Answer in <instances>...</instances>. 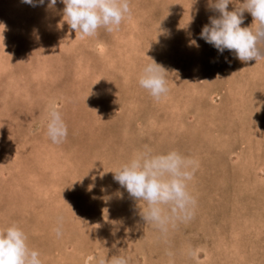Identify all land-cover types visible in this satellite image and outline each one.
I'll list each match as a JSON object with an SVG mask.
<instances>
[{"label": "rangeland", "instance_id": "374dc122", "mask_svg": "<svg viewBox=\"0 0 264 264\" xmlns=\"http://www.w3.org/2000/svg\"><path fill=\"white\" fill-rule=\"evenodd\" d=\"M46 4L0 0V227L18 225L41 264L113 255L129 264H264V56L241 62L200 39L217 15L205 0H130L117 30L84 39L56 27L59 0ZM150 58L169 71L159 98L137 83ZM52 110L67 127L58 144L46 135ZM144 146L191 162V217L164 231L144 224V202L113 179ZM105 219L123 221L115 236Z\"/></svg>", "mask_w": 264, "mask_h": 264}, {"label": "clouds", "instance_id": "9594fccd", "mask_svg": "<svg viewBox=\"0 0 264 264\" xmlns=\"http://www.w3.org/2000/svg\"><path fill=\"white\" fill-rule=\"evenodd\" d=\"M21 2L33 7L45 5V0ZM59 2L64 7L61 21L57 22L56 27L60 28L66 23L75 34L79 33L81 39L93 37L101 28L108 32L117 30L130 11V0H59ZM196 2L197 0H191L190 6ZM205 2L207 8L217 15L210 16L208 23L201 27L198 34L200 39L210 44L220 54L225 50L234 53L235 58L241 62L256 61L264 56V0H205ZM56 3L57 0H47L46 7L54 8ZM229 4L233 5L232 10H227ZM245 12L250 14L252 22L247 27H241ZM188 17L181 28L189 26L194 15L188 13ZM0 25H2L0 44H3L4 25ZM189 43L198 47L195 40ZM168 72L150 58V62L141 68L137 83L153 98H159L168 90ZM98 81L99 79L93 84ZM46 135L53 144L63 142L67 136V127L57 110L49 113ZM190 163L175 150L156 153L148 146H144L111 172L114 174V181L123 187L129 196L137 202H144V208L139 209V216L144 224L164 231L170 219L184 220L191 217V209L195 202L187 190V182L192 177ZM105 220L112 225L110 235L115 236L123 226V221ZM59 234L57 229V235ZM0 264H41L39 252L28 246L25 233L16 224L0 227ZM99 264H129V258L113 255L111 259L106 257L100 259Z\"/></svg>", "mask_w": 264, "mask_h": 264}, {"label": "bare ground", "instance_id": "6f19581e", "mask_svg": "<svg viewBox=\"0 0 264 264\" xmlns=\"http://www.w3.org/2000/svg\"><path fill=\"white\" fill-rule=\"evenodd\" d=\"M252 67V66H251ZM170 84V83H169ZM107 107V106H106ZM109 110V109H108ZM150 112V111H149ZM150 114V113H149ZM150 119H152V120H155V117H153V115L151 116L150 115V117H149ZM157 119V118H156ZM150 121V120H149ZM72 165V164H71ZM241 167V166H240ZM72 178V177H71ZM258 184V183H257ZM257 184H256V186H257ZM54 186V185H53ZM234 188V187H233ZM232 188V189H233ZM58 214H60V213H58ZM53 216V215H52ZM82 221V220H81ZM192 222V221H191ZM70 224V223H69ZM70 227H71V225H69ZM68 227V226H67ZM107 228V227H106ZM74 230V229H73ZM79 230V229H78ZM76 231V230H75ZM80 232V231H79ZM77 234V233H76ZM79 235V234H78ZM218 237V236H217ZM209 239V238H208ZM207 240V239H206ZM81 245V244H80ZM83 246H85V245H83ZM214 248V247H213ZM213 255V254H212ZM231 262V261H230ZM256 262V261H255Z\"/></svg>", "mask_w": 264, "mask_h": 264}]
</instances>
